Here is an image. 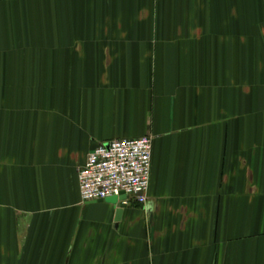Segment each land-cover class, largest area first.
I'll use <instances>...</instances> for the list:
<instances>
[{
	"label": "crops",
	"instance_id": "obj_1",
	"mask_svg": "<svg viewBox=\"0 0 264 264\" xmlns=\"http://www.w3.org/2000/svg\"><path fill=\"white\" fill-rule=\"evenodd\" d=\"M145 135L147 202L83 203ZM0 264H264V0H0Z\"/></svg>",
	"mask_w": 264,
	"mask_h": 264
},
{
	"label": "built area",
	"instance_id": "obj_2",
	"mask_svg": "<svg viewBox=\"0 0 264 264\" xmlns=\"http://www.w3.org/2000/svg\"><path fill=\"white\" fill-rule=\"evenodd\" d=\"M153 138H120L99 144L79 170L83 203L125 194L121 204H145L151 180Z\"/></svg>",
	"mask_w": 264,
	"mask_h": 264
},
{
	"label": "water",
	"instance_id": "obj_3",
	"mask_svg": "<svg viewBox=\"0 0 264 264\" xmlns=\"http://www.w3.org/2000/svg\"><path fill=\"white\" fill-rule=\"evenodd\" d=\"M126 198H127V196L125 194H121L120 196H111L105 200L112 202L113 204H117L119 200H124ZM122 214H123V209L119 208L117 210V217H116L117 222H119L121 220Z\"/></svg>",
	"mask_w": 264,
	"mask_h": 264
}]
</instances>
